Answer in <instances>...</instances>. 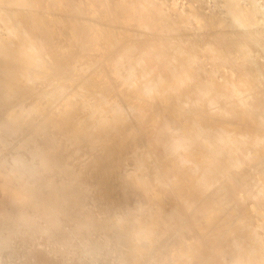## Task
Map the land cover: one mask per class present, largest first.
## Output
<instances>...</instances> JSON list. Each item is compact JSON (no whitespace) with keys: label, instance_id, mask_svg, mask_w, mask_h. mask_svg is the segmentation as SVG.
Masks as SVG:
<instances>
[{"label":"bare ground","instance_id":"1","mask_svg":"<svg viewBox=\"0 0 264 264\" xmlns=\"http://www.w3.org/2000/svg\"><path fill=\"white\" fill-rule=\"evenodd\" d=\"M55 1L0 0V264H264V94L228 68L263 64V5Z\"/></svg>","mask_w":264,"mask_h":264},{"label":"rangeland","instance_id":"2","mask_svg":"<svg viewBox=\"0 0 264 264\" xmlns=\"http://www.w3.org/2000/svg\"><path fill=\"white\" fill-rule=\"evenodd\" d=\"M55 1V0H54ZM172 1V2H171ZM183 1V2H182ZM187 1V2H186ZM189 1L190 0H167V4L169 5L168 6V10L169 11H172V8L171 7H173V3H176L177 4V6L179 7L180 5V8L181 9H184L185 11H184V13H186V15L187 16H189L190 15V13H191V10H189V7H188V3H189ZM260 1H262V3L263 4H258V3H261ZM255 0V3L256 4H254V5H256L254 8H259L261 5H263L262 7H260V8H262V9H258V10H255L257 13H260V12H262V13H264L263 11H264V0ZM56 3L58 2V0H56L55 1ZM185 2V3H184ZM201 2L202 3H205L206 2V0H201ZM217 2H218V0H216V1H214V3L212 4V7L210 8V10H209V8H207L208 10H204V11H207V12H209L210 14H212V15H218V14H221L223 11H222V8L220 7V5L219 4H217ZM179 3V4H178ZM219 5V6H218ZM257 5H258V7H257ZM176 6V7H177ZM187 6V7H186ZM99 8L100 9H102V7L101 6H99ZM217 8V9H216ZM206 9V8H205ZM44 11H45V13L46 14H50V13H53L54 15H58V16H60V10H58V9H56V10H48L47 9V7H44V9H43ZM214 10H216V11H214ZM219 10V11H218ZM86 12L84 13V14H80V15H78V19L79 20H81V21H84V22H89V23H94V24H99V25H101V26H104L106 23L100 18V17H94L93 15L92 16H90L91 14H89L88 13V11L87 10H85ZM190 11V12H189ZM189 12V13H188ZM216 13V14H215ZM261 13V14H262ZM63 16L64 17H68V14H66V13H64L63 14ZM178 19V18H177ZM186 24V27L184 28V30L182 31V33H181V35H182V37L184 38V39H186V38H191V37H193V32H192V30L190 29V23H188V22H185ZM200 25L201 24H199V27H200ZM260 28L262 29V32H263V37H264V24H262L261 26H260ZM0 29H1V25H0ZM51 31H53V29H54V38H53V43H52V45L50 46V47H52V46H54V43H55V41L57 42V41H59L58 42V46H62V45H65V44H67V43H69V41H70V34H68V33H66V34H64L63 33V28H62V26H54V28H53V24H51ZM132 29H134L136 32L135 33H139L140 34V30H142V31H146V30H144V28H139L138 26H134V27H132ZM189 29V30H188ZM200 29H201V32L203 33V37H201V39L200 40H198L199 42H201L203 39L204 40H206V39H213L214 37H215V33H213L212 32V30H210V28H202V26L200 27ZM56 30V31H55ZM222 31H223V35L225 36V38L227 39V40H229V42L230 43H238L240 40H241V38H242V36L244 35V29H242V28H235V29H233V28H222L221 29ZM242 30V31H241ZM225 31V32H224ZM147 32V31H146ZM63 33V34H62ZM170 37H172V36H170ZM196 39V38H195ZM197 40V39H196ZM203 40V41H204ZM262 53H264V49H263V52ZM233 55H237V53H235V54H233ZM263 56H264V54H263ZM250 61V60H249ZM249 61H240V62H237V63H229L228 64V68H233V66L234 65H244L243 67H244V70L245 71H247V72H249V76H251V77H255V76H257L256 78H258L257 80H258V82H259V87L260 88H258V90H255L254 92L255 93H263L264 94V78H261V77H264V62H262L263 64H261L260 62H254V61H252V62H249ZM244 62V63H243ZM257 63V64H256ZM249 65V66H248ZM230 66V67H229ZM258 66H260V72L256 69V68H258ZM255 68V69H254ZM251 71V72H250ZM253 72V73H252ZM257 74V75H256ZM114 81V89L116 90V91H118V92H122V91H125L126 90V82H125V80L123 79V78H121V79H119V78H117V79H114L113 80ZM125 82V83H124ZM72 95V94H71ZM71 95H69V94H67V95H65V99L62 101V104L63 103H66V102H64L68 97H72ZM61 105V104H60ZM59 105V106H60ZM56 106L57 105H55V106H53V107H51V108H49L48 110H47V114H50L52 111H54V109L56 108ZM147 143H149V139L147 138V137H143L139 142H138V145L140 146V147H144ZM133 146H134V143H131V145H130V148H129V152H131L132 151V148H133ZM250 163V164H249ZM252 163L253 162H249L248 161V163H247V167L250 169L249 171H251L252 172V174L253 175H255V174H257V175H260V176H262L263 175V171H261L260 169H259V167H255L254 166V163H253V165H252ZM232 190H233V193H232V196H231V198H238V197H241V196H244V197H247V191L243 188V186L240 184V183H238L237 184V181L236 182H233V185H232ZM240 192V193H239ZM237 193V194H236ZM240 194V195H239ZM238 195V196H237ZM245 203V202H244ZM243 207H244V205H243ZM194 216V217H193ZM191 215V217L195 220V221H201L202 220V218L201 217H199L198 215ZM233 219H235L236 220V218H233ZM234 220V221H235ZM197 236H198V233H197V231H192L191 233H189V237H190V240H194V239H198L197 238ZM193 237V238H192ZM40 246L38 245V246H36V248H39Z\"/></svg>","mask_w":264,"mask_h":264}]
</instances>
